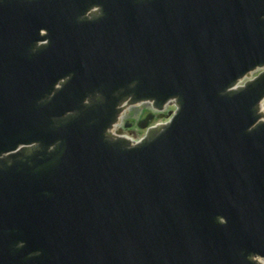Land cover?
Instances as JSON below:
<instances>
[{"label":"water","instance_id":"obj_1","mask_svg":"<svg viewBox=\"0 0 264 264\" xmlns=\"http://www.w3.org/2000/svg\"><path fill=\"white\" fill-rule=\"evenodd\" d=\"M263 100L264 0H0V264H263Z\"/></svg>","mask_w":264,"mask_h":264},{"label":"rangeland","instance_id":"obj_2","mask_svg":"<svg viewBox=\"0 0 264 264\" xmlns=\"http://www.w3.org/2000/svg\"><path fill=\"white\" fill-rule=\"evenodd\" d=\"M152 105L149 103L147 105H144L142 107H139L137 109L131 110L129 112L126 113V119H128L130 122L131 121H137L139 120L141 117H144L145 115H147L150 111H151ZM174 109V105H170L169 104V111H167L166 109L161 112V113H157L159 114V116L157 118H154V120L151 122L152 124L154 123H161V122H165L168 117H169V113ZM129 133L130 136H135L137 135L138 138H141L144 134H145V130L136 128L135 132L133 134V131H127Z\"/></svg>","mask_w":264,"mask_h":264},{"label":"flooded vegetation","instance_id":"obj_3","mask_svg":"<svg viewBox=\"0 0 264 264\" xmlns=\"http://www.w3.org/2000/svg\"><path fill=\"white\" fill-rule=\"evenodd\" d=\"M258 71H260V70H258ZM146 116V115H145ZM144 116V117H145ZM144 117H141L140 119H142V118H144ZM139 119V120H140ZM133 123H134V125H133V128H132V130H135L136 128H137V123H138V120L137 121H133Z\"/></svg>","mask_w":264,"mask_h":264}]
</instances>
